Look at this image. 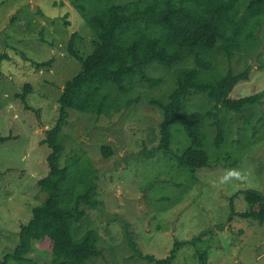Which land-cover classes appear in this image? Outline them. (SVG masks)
Listing matches in <instances>:
<instances>
[{
    "label": "rangeland",
    "instance_id": "obj_1",
    "mask_svg": "<svg viewBox=\"0 0 264 264\" xmlns=\"http://www.w3.org/2000/svg\"><path fill=\"white\" fill-rule=\"evenodd\" d=\"M233 1L242 14L259 23L260 39L242 40L230 61L217 55L219 62L207 76L218 80L228 71L248 70V81L237 84L229 97L262 94V98L243 113L219 109L217 120L225 132L219 147L214 144L216 129L208 124L213 120H206V167L192 174L178 165L177 157L189 140L176 124L170 127L167 152L152 151L159 143L161 113L149 101L165 97L173 86L162 67L150 76L164 83L152 90L141 88L134 93L141 101L117 114L67 110V124L59 135L63 145L59 166H69V186L78 178V170L93 171L101 203L86 209L85 217L71 226L76 240L87 231L97 233L102 255L88 264H153L136 251L164 259L175 242L197 238L201 240L195 246L179 249L172 264H198L196 250L207 253V264H264V223L238 216L228 221L231 202L235 213L247 210L245 191L264 196V6L255 0ZM73 33L75 50L86 57L94 37L68 1L0 0V54L8 57L1 64L0 137H11L0 144V264H50L47 238L32 242L27 255L31 263L4 261V257L18 244L19 230L32 218V208L46 198L36 183L48 173L50 150L40 141L57 120L64 84L80 71V64L67 52ZM50 59L48 67L32 64ZM26 83L31 85L26 97L29 109L16 98ZM183 103L188 112L211 106L204 94L191 95ZM103 146L112 150L108 159L100 152Z\"/></svg>",
    "mask_w": 264,
    "mask_h": 264
},
{
    "label": "trees",
    "instance_id": "obj_2",
    "mask_svg": "<svg viewBox=\"0 0 264 264\" xmlns=\"http://www.w3.org/2000/svg\"><path fill=\"white\" fill-rule=\"evenodd\" d=\"M66 1L92 31L93 49L86 57L81 56L75 50L77 34L70 36L67 52L80 64V71L64 84L58 98L57 120L40 141L50 150L46 158L48 173L36 183L46 198L32 208V218L20 228L18 244L4 261L31 263L27 255L32 242L46 238L51 242L50 264H88L93 257L102 255L94 230L85 232L78 240L71 232L72 224L85 217L86 209L97 208L101 203L96 198L93 171L78 170V178L69 186L72 179L69 166H59L63 152L59 135L67 124V110L95 116L117 114L141 101L139 95H134L141 88L152 90L164 83L162 78L150 76L152 71L162 67L172 78L173 86L165 97L149 101L161 113L159 143L152 151L166 153L172 138L170 127L178 125L186 133L189 146L177 157V163L193 174L208 165L204 150L206 120H213L208 124L216 129L214 144L219 147L225 140L223 125L217 120L219 109L243 113L258 105L262 98V94L238 99L229 97L237 84L248 81V70L239 74L228 71L218 80L207 76L219 62L217 55L230 61L242 40L255 41L260 27L248 14H242L233 0H131L122 4L118 0ZM254 2L264 6V0ZM7 58L5 53L0 54V75L1 64ZM51 63L52 59L32 62L35 68L48 67ZM30 92L31 85L26 83L16 95L25 109L30 108L26 103ZM194 94H204L210 108L188 112L183 102ZM9 139L10 136L0 137V144ZM100 152L105 159L112 155L108 146L101 147ZM243 198L247 210L235 213L231 202L228 221L238 216L263 224L264 196L248 190ZM256 206L258 211L253 210ZM200 240L175 242L164 259L141 256L138 251L136 254L147 263L172 264L183 245L195 246ZM195 256L198 264H207L205 251L196 250Z\"/></svg>",
    "mask_w": 264,
    "mask_h": 264
},
{
    "label": "water",
    "instance_id": "obj_3",
    "mask_svg": "<svg viewBox=\"0 0 264 264\" xmlns=\"http://www.w3.org/2000/svg\"><path fill=\"white\" fill-rule=\"evenodd\" d=\"M255 38L258 39V32H257V34L255 35ZM253 62L255 63V58L253 59Z\"/></svg>",
    "mask_w": 264,
    "mask_h": 264
},
{
    "label": "bare ground",
    "instance_id": "obj_4",
    "mask_svg": "<svg viewBox=\"0 0 264 264\" xmlns=\"http://www.w3.org/2000/svg\"><path fill=\"white\" fill-rule=\"evenodd\" d=\"M258 31H259V29H258ZM258 31H257V32H258Z\"/></svg>",
    "mask_w": 264,
    "mask_h": 264
}]
</instances>
